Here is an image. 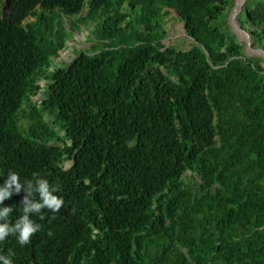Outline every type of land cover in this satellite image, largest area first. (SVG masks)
Here are the masks:
<instances>
[{"label": "trees", "instance_id": "16d2710c", "mask_svg": "<svg viewBox=\"0 0 264 264\" xmlns=\"http://www.w3.org/2000/svg\"><path fill=\"white\" fill-rule=\"evenodd\" d=\"M4 2L0 186L39 173L64 205L33 214L41 230L25 246L6 237L0 255L264 264V55L232 30L234 0H8L3 13ZM236 22L264 52V0H245ZM81 27L90 47L59 59ZM176 69L170 86L162 72ZM24 196L0 204L10 223Z\"/></svg>", "mask_w": 264, "mask_h": 264}, {"label": "clouds", "instance_id": "9594fccd", "mask_svg": "<svg viewBox=\"0 0 264 264\" xmlns=\"http://www.w3.org/2000/svg\"><path fill=\"white\" fill-rule=\"evenodd\" d=\"M59 15L61 16L64 25L65 19L72 20V18L68 19L62 14ZM72 23L73 22L71 21L69 22V28H71ZM68 31H71V29ZM71 35L73 36V34ZM68 46V48L59 52V59H64L62 54L67 50L71 53V59L74 58L75 55L72 56V48L70 45ZM41 92L42 91H38L37 95L33 97L34 103H39ZM68 163L69 162H67V164ZM33 178V180H27L22 184L20 177L16 172H9L7 179L4 181L3 185L0 186V204H3L5 200L10 199L14 194H19L20 192L25 193V196L21 201L23 205L21 209L22 215H20L14 223L9 222V217L13 212L14 207H0V242H4L8 236L14 235L20 246L29 244L33 235L42 228L41 224L36 223L30 217L35 214L42 220L44 219L42 210L47 209L56 213L64 205L63 198L58 197L55 194L60 191L59 186L50 184L47 179L39 178V173H33ZM34 194L38 195L39 200L35 199ZM48 235L51 236L52 233L49 231ZM12 255L14 254L9 253L7 256L0 255V264H13L11 258Z\"/></svg>", "mask_w": 264, "mask_h": 264}, {"label": "rangeland", "instance_id": "374dc122", "mask_svg": "<svg viewBox=\"0 0 264 264\" xmlns=\"http://www.w3.org/2000/svg\"><path fill=\"white\" fill-rule=\"evenodd\" d=\"M174 15H175V13H172V15L170 17H172ZM70 21L72 22V20H66L65 19V26L68 30H70V28H69V22ZM174 25H175V27H179L180 26L179 20L174 19ZM88 34H89L88 29L86 27H81L79 30H76L73 32V37L71 35V37L69 39H67L66 43L68 45H70L72 48V56H73V50L74 49H76V50H79V49L87 50L90 47L91 43L87 40ZM242 39H244V36ZM165 43H167V42H165ZM62 56L64 57V60H66V61H69L71 59V53L69 50H67L65 53H63ZM162 74H163L162 77L164 78L165 82L170 86H178L182 82L183 77H184V72L182 70H179V69H176V71H174L171 74H165L164 72H162Z\"/></svg>", "mask_w": 264, "mask_h": 264}, {"label": "water", "instance_id": "95a60500", "mask_svg": "<svg viewBox=\"0 0 264 264\" xmlns=\"http://www.w3.org/2000/svg\"><path fill=\"white\" fill-rule=\"evenodd\" d=\"M7 1L8 0H5L4 2V5H3V8H2V11L3 13L6 12L7 10ZM245 0H243L244 2ZM242 3L237 5V3L235 2L234 3V6H233V9L231 10V13H230V16H229V24L232 28V30L234 32H236L237 34L240 35V33L244 36V40L246 41V49L252 53H257V54H262L264 55V52L261 51V50H253L251 47H250V42H249V37H248V34H247V31L245 29H242L240 28L238 25H237V22H236V17L237 15L240 13L241 9H242ZM239 32V33H238Z\"/></svg>", "mask_w": 264, "mask_h": 264}, {"label": "bare ground", "instance_id": "6f19581e", "mask_svg": "<svg viewBox=\"0 0 264 264\" xmlns=\"http://www.w3.org/2000/svg\"><path fill=\"white\" fill-rule=\"evenodd\" d=\"M235 2L237 3V5H239V4H241V3L243 4V0H234V3H235ZM101 128H102V127H101Z\"/></svg>", "mask_w": 264, "mask_h": 264}]
</instances>
